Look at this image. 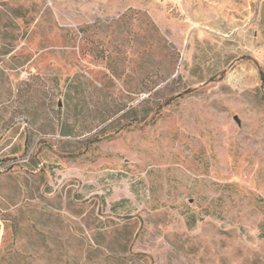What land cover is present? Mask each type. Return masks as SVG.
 Listing matches in <instances>:
<instances>
[{
  "label": "rangeland",
  "instance_id": "rangeland-1",
  "mask_svg": "<svg viewBox=\"0 0 264 264\" xmlns=\"http://www.w3.org/2000/svg\"><path fill=\"white\" fill-rule=\"evenodd\" d=\"M0 264H264V0H0Z\"/></svg>",
  "mask_w": 264,
  "mask_h": 264
}]
</instances>
